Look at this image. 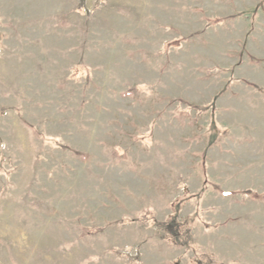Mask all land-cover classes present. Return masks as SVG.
Masks as SVG:
<instances>
[{"label":"rangeland","instance_id":"1","mask_svg":"<svg viewBox=\"0 0 264 264\" xmlns=\"http://www.w3.org/2000/svg\"><path fill=\"white\" fill-rule=\"evenodd\" d=\"M0 264H264V0H0Z\"/></svg>","mask_w":264,"mask_h":264}]
</instances>
